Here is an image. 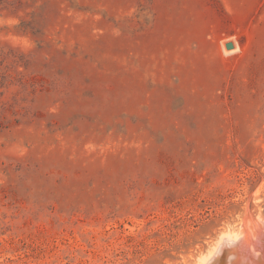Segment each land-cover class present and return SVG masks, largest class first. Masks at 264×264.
Returning a JSON list of instances; mask_svg holds the SVG:
<instances>
[{
  "label": "rangeland",
  "instance_id": "374dc122",
  "mask_svg": "<svg viewBox=\"0 0 264 264\" xmlns=\"http://www.w3.org/2000/svg\"><path fill=\"white\" fill-rule=\"evenodd\" d=\"M261 225L264 0H0V264H230Z\"/></svg>",
  "mask_w": 264,
  "mask_h": 264
},
{
  "label": "bare ground",
  "instance_id": "6f19581e",
  "mask_svg": "<svg viewBox=\"0 0 264 264\" xmlns=\"http://www.w3.org/2000/svg\"><path fill=\"white\" fill-rule=\"evenodd\" d=\"M244 232H246V231H244ZM244 232L241 233L242 237H240L239 240L236 239V240H238L237 241V243H238L237 245L235 244L236 240L232 241L234 243L231 245L230 248H225L230 243H228L227 245L224 244V245H222L220 247V249L218 247V249H219L218 250V254L214 255L213 257H217L220 254L222 256H227L228 254H231L230 256H232V255L236 256L235 257L236 258V260H235L236 262H231L230 264H264V225L259 226L255 230L254 235H252V237L251 236H247ZM226 241H228V240H226ZM239 248L242 251V253H241V255H243L242 260H240L241 257L239 258V256H241L239 254V252H240ZM230 258H233V257H230ZM209 260H211V259H209ZM225 260H227V259H225ZM228 260H231V259H228ZM207 264H208V262H207Z\"/></svg>",
  "mask_w": 264,
  "mask_h": 264
},
{
  "label": "water",
  "instance_id": "95a60500",
  "mask_svg": "<svg viewBox=\"0 0 264 264\" xmlns=\"http://www.w3.org/2000/svg\"><path fill=\"white\" fill-rule=\"evenodd\" d=\"M232 47V44H227V48L230 49Z\"/></svg>",
  "mask_w": 264,
  "mask_h": 264
}]
</instances>
